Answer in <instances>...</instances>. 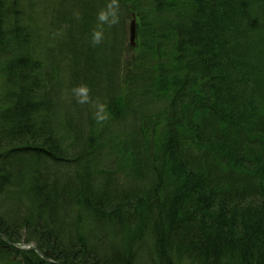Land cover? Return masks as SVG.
Masks as SVG:
<instances>
[{
    "label": "trees",
    "instance_id": "obj_1",
    "mask_svg": "<svg viewBox=\"0 0 264 264\" xmlns=\"http://www.w3.org/2000/svg\"><path fill=\"white\" fill-rule=\"evenodd\" d=\"M108 3L0 0V264H264V0Z\"/></svg>",
    "mask_w": 264,
    "mask_h": 264
},
{
    "label": "clouds",
    "instance_id": "obj_2",
    "mask_svg": "<svg viewBox=\"0 0 264 264\" xmlns=\"http://www.w3.org/2000/svg\"><path fill=\"white\" fill-rule=\"evenodd\" d=\"M119 3L118 0H109V3L106 5L104 9H101L100 12L97 13V21H98V29L93 30L91 36V44L92 46L99 45L102 43L104 39L103 35V25H107L111 27L115 24L119 23ZM77 18H79V13L75 14ZM72 95L76 100V103L84 105L91 102L90 98V89L87 85L81 84L74 87L72 90ZM96 112L94 114V118L96 122L102 123L108 118V113L106 111V106L102 103L97 102L96 105Z\"/></svg>",
    "mask_w": 264,
    "mask_h": 264
},
{
    "label": "water",
    "instance_id": "obj_3",
    "mask_svg": "<svg viewBox=\"0 0 264 264\" xmlns=\"http://www.w3.org/2000/svg\"><path fill=\"white\" fill-rule=\"evenodd\" d=\"M135 38H136L135 16L132 15V21H131V23H130V27H129V40H130V44H131V46H134V45H135V44H134V40H135ZM3 238H4V240H6V237H5L4 235H3ZM8 244L11 245V246L16 247V246L13 245L11 242H8ZM22 249H24V250H30V249H33V250H35V251L40 255V257H42L45 261H47V262H51V263H56V262L52 261L51 259L45 257V256H44V255H43V254H42L37 248H35V247L22 248ZM56 264H58V263H56Z\"/></svg>",
    "mask_w": 264,
    "mask_h": 264
},
{
    "label": "bare ground",
    "instance_id": "obj_4",
    "mask_svg": "<svg viewBox=\"0 0 264 264\" xmlns=\"http://www.w3.org/2000/svg\"><path fill=\"white\" fill-rule=\"evenodd\" d=\"M0 238L4 240V238H3V234H1V233H0Z\"/></svg>",
    "mask_w": 264,
    "mask_h": 264
}]
</instances>
